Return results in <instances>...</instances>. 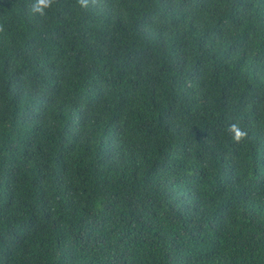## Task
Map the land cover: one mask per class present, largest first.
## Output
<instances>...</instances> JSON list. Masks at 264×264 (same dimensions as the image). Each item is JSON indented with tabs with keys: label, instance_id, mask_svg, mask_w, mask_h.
Wrapping results in <instances>:
<instances>
[{
	"label": "trees",
	"instance_id": "16d2710c",
	"mask_svg": "<svg viewBox=\"0 0 264 264\" xmlns=\"http://www.w3.org/2000/svg\"><path fill=\"white\" fill-rule=\"evenodd\" d=\"M35 3L0 0V264H264V0Z\"/></svg>",
	"mask_w": 264,
	"mask_h": 264
},
{
	"label": "clouds",
	"instance_id": "9594fccd",
	"mask_svg": "<svg viewBox=\"0 0 264 264\" xmlns=\"http://www.w3.org/2000/svg\"><path fill=\"white\" fill-rule=\"evenodd\" d=\"M53 2L54 0H36V3L32 6V12L44 16L45 9L49 8ZM96 2L97 0H77L81 8H87L90 4L95 5ZM3 30V27L0 26V32ZM228 130L233 134L232 139L237 143L241 142L247 135L246 131L240 129L236 124L229 125Z\"/></svg>",
	"mask_w": 264,
	"mask_h": 264
}]
</instances>
